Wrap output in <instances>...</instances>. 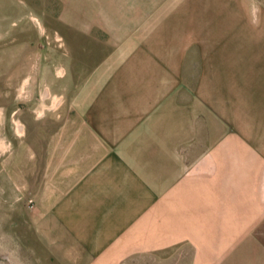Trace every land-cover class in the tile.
Segmentation results:
<instances>
[{
    "label": "crops",
    "instance_id": "crops-1",
    "mask_svg": "<svg viewBox=\"0 0 264 264\" xmlns=\"http://www.w3.org/2000/svg\"><path fill=\"white\" fill-rule=\"evenodd\" d=\"M44 4L51 43L0 88L37 263L213 264L264 233V0Z\"/></svg>",
    "mask_w": 264,
    "mask_h": 264
},
{
    "label": "rangeland",
    "instance_id": "rangeland-1",
    "mask_svg": "<svg viewBox=\"0 0 264 264\" xmlns=\"http://www.w3.org/2000/svg\"><path fill=\"white\" fill-rule=\"evenodd\" d=\"M45 2L0 0V88L9 72L28 62L26 52L37 45H45L46 41L51 43L47 35L55 33L46 21ZM14 130V122H0V264H38L30 247L28 199L15 201L20 193L16 186L17 164L21 159L28 160L29 139L14 136ZM19 206L21 209L27 206L26 216L18 217ZM251 220L246 218V225ZM237 236L230 234V241ZM235 245L239 248L214 249L213 264H264V233L245 234Z\"/></svg>",
    "mask_w": 264,
    "mask_h": 264
}]
</instances>
